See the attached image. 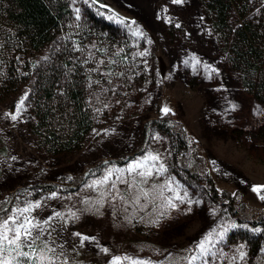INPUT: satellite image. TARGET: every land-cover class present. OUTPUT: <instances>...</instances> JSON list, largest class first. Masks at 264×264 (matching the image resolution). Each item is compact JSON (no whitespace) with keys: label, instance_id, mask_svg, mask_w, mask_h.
<instances>
[{"label":"rangeland","instance_id":"374dc122","mask_svg":"<svg viewBox=\"0 0 264 264\" xmlns=\"http://www.w3.org/2000/svg\"><path fill=\"white\" fill-rule=\"evenodd\" d=\"M108 1L117 10L100 13L130 33L144 69L132 94L125 92L129 84L116 81L122 94L112 95L109 123L82 151L41 154L31 133L28 89L4 101L0 96V225L32 222V235L18 248L5 242L0 258L12 264H259L248 243L262 237L263 252L264 227L241 223L181 169L184 160L173 164L161 131L153 128L148 146L142 142L146 121L174 115L201 148V175L264 212V145L252 136L264 124V106L226 67L199 0ZM158 56L167 65L164 78ZM147 171L150 176L138 174Z\"/></svg>","mask_w":264,"mask_h":264},{"label":"trees","instance_id":"16d2710c","mask_svg":"<svg viewBox=\"0 0 264 264\" xmlns=\"http://www.w3.org/2000/svg\"><path fill=\"white\" fill-rule=\"evenodd\" d=\"M199 2L226 67L264 106V0ZM101 9L92 0L79 7L72 0H0L1 100L28 89L35 148L48 158L82 151L95 131L109 123L115 100L122 94L115 91L116 81L129 84L125 92L130 89L132 94V82L139 80L136 73L144 69L130 33L105 18ZM153 128L169 138L173 164L184 160L181 169L203 182L214 202L225 204L241 223L264 227V212L255 213L238 194L220 191L209 174L201 175L206 162L182 122L172 114L146 121L144 147ZM252 136L264 145V124ZM244 231L247 243L250 231ZM262 241L258 236L248 243L259 264H264V251L259 253Z\"/></svg>","mask_w":264,"mask_h":264},{"label":"snow or ice","instance_id":"6c2138e0","mask_svg":"<svg viewBox=\"0 0 264 264\" xmlns=\"http://www.w3.org/2000/svg\"><path fill=\"white\" fill-rule=\"evenodd\" d=\"M174 2L180 3L181 0H174ZM21 104H23L22 100H21ZM164 111L167 112L168 109L165 108ZM13 118H15V117H13ZM149 159H157V157H151L150 156ZM139 167H141V165L137 164V165L133 166V168L129 169V171H134L136 168H139ZM138 174L142 175V176L143 175L150 176L151 172L150 171L140 172ZM254 191L260 192L261 188L257 187L254 189ZM262 198H264V197H262ZM27 211H29L28 208L23 209V212H27ZM16 222H17L16 219H13L11 221V223L13 225H15ZM31 225H32V222L30 220H28L26 222H22L19 224L18 227H14V228H9V222L7 220H5L2 225H0V228L3 229V231H0V257H2V255L5 251V242H7V244L16 245L18 248L19 245L23 242V240H27V238L32 235L31 227H30ZM9 231L14 233V237L12 239H9V235H8ZM36 238H38V237H34L32 242H34V240ZM85 239H87V237H85ZM199 247L201 248V250H203L204 249V243H200ZM24 257H25V259H27V253L24 254ZM0 264H12V262L8 259L0 258Z\"/></svg>","mask_w":264,"mask_h":264},{"label":"water","instance_id":"95a60500","mask_svg":"<svg viewBox=\"0 0 264 264\" xmlns=\"http://www.w3.org/2000/svg\"><path fill=\"white\" fill-rule=\"evenodd\" d=\"M93 2H95L97 5L101 6V7H107L110 8L112 10H117V8L115 7V5H113L111 2H109L108 0H92ZM158 61H159V71H160V75L162 78H164L166 76V72H167V65L163 59L162 56H158Z\"/></svg>","mask_w":264,"mask_h":264}]
</instances>
